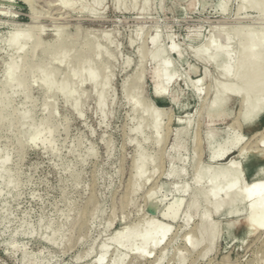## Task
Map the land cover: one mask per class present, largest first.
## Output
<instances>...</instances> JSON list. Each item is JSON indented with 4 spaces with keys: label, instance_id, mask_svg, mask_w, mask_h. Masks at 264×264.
<instances>
[{
    "label": "rangeland",
    "instance_id": "1",
    "mask_svg": "<svg viewBox=\"0 0 264 264\" xmlns=\"http://www.w3.org/2000/svg\"><path fill=\"white\" fill-rule=\"evenodd\" d=\"M33 9L0 0V96L12 95L13 115L11 125L0 118V264H97L102 248L101 264H264V232L245 240L243 225L234 226L250 200L208 216L212 245L189 246L213 205L207 192L219 168L235 159L236 189L264 182L256 157L264 154V106L244 121L240 89L208 118L213 89L227 82L212 57L195 58L207 45L226 46L234 76L250 45L264 56V0H33ZM35 37L42 46L19 70ZM58 40L71 51L51 64L45 44ZM153 55L174 74L164 86L173 105L151 93ZM97 56L91 86L87 66ZM263 88L252 95L264 98ZM192 201L195 212L187 211Z\"/></svg>",
    "mask_w": 264,
    "mask_h": 264
},
{
    "label": "bare ground",
    "instance_id": "2",
    "mask_svg": "<svg viewBox=\"0 0 264 264\" xmlns=\"http://www.w3.org/2000/svg\"><path fill=\"white\" fill-rule=\"evenodd\" d=\"M21 1H23L29 7L30 11L33 12L34 10L33 0H21ZM99 1L100 0H94L95 3ZM58 2L59 5L65 8H69L63 2L61 1ZM258 4L260 3L254 2L251 5V7L255 8ZM143 8H145V5L143 6ZM242 12H243V8H240L237 15L239 16L243 14ZM31 16L33 19L35 18V15L33 13H31ZM262 18L264 19V15ZM240 31L241 30L235 31L234 35H237ZM230 35H231L230 32L224 34V36H230ZM157 41H158L157 38H153L150 44L152 46H155L157 44ZM27 45L28 48H26L27 49L26 55L19 58L20 61L18 59L19 62L18 64H16L19 70H23L29 67V64L31 66L30 61L33 60V57L37 49L40 48V46H42V42L39 37H35L32 40L31 38H29L28 41L25 43L24 47H26ZM45 46L46 48L44 49V53L45 54L52 53L53 55V57H51V64H54L56 57L57 59L60 60V58L66 57L69 51H71L68 50V46L66 45V43L61 42L60 40L56 41L55 45L45 44ZM218 46L217 47L214 46L212 48L210 47V45H207L205 49L199 50L195 54V58L199 61H208L209 58L212 57L214 60L213 63L215 64L220 77L224 78L225 81L227 82L226 87L220 90H216L215 88L213 89L210 101L205 107L206 116L208 118L218 117L223 111V107L225 104V94L227 92L236 94L239 92L240 89H243L245 91L244 92L245 100L243 103V110H244L243 120L248 121L252 118H255L259 114V112L262 111L264 106L263 97L252 95L256 89L264 85V56L252 55V50L254 45L253 44L250 45L248 49L241 52L240 56H238V60L235 64L236 74H234L233 76L230 73L231 64L229 57L230 52L227 50L228 47L226 48V46L225 47H221V46L218 47ZM53 47L55 49L54 52H52ZM22 50L24 51L25 48H22ZM140 53L143 54L142 52ZM150 60L153 61L155 64V68L150 74V78L153 85L151 89V93L153 97L157 99H168L170 104L172 105L175 104L177 102L176 95L173 94L172 96L166 98L164 94V86L172 82L174 77L173 72L165 63L161 61L159 55L150 56ZM96 61L97 62L95 64H92L91 66L90 65L87 66L91 74L86 82L91 86H93L96 83L95 74L99 64L98 56L96 57ZM45 65L48 66L47 64ZM45 65H43V67H46ZM31 70L33 69L30 68V71ZM104 80H106V78ZM75 81L78 84H81L83 82V79L81 78V76H77L75 77ZM61 83L62 85H67L68 79L64 78L61 81ZM16 86L18 88H24V82L17 80ZM127 91H130L129 88H126V92ZM260 91L264 92V88ZM49 93H55V91H50ZM27 98L28 95L26 94L25 99ZM11 101H12V95L4 94L2 92L0 96V118L1 120L2 119L7 120L9 125L12 124V116H13L12 113L9 111ZM158 111L161 112L162 110H158ZM43 122L45 121L31 123L30 126L34 128L33 134L37 132L36 129L39 128V126L42 125ZM210 142L211 144L215 143L213 139ZM257 146L259 148L264 149V137L258 141ZM240 155L241 152L239 153L238 157H240ZM256 157L264 161V154H261L260 156H256ZM234 164H235V159H230L228 163L223 165V167L219 168L220 172H218L214 176H211L208 186L209 190L207 194L209 195L210 198L214 200L213 205L210 207L207 213L201 216L200 226L198 229V237H199L198 243L197 244L189 243L190 247L196 248L198 245L205 242L207 246L212 245L214 239V226L209 222L208 216L223 211L225 209L231 208L234 205H236L237 207H241L244 200H250V205L247 208L248 217L244 222L239 224L237 223L234 226L238 227L240 224L243 225L245 240L249 239L256 231L264 232V182L260 180H255L254 182H252V185L249 189H241V188L236 189L235 186L237 184V181L241 178V175L238 172V170L234 167ZM203 169L206 168H202L200 170L198 179H202L205 177V170ZM262 175H264V168ZM174 176H178V173L174 174ZM219 183H223V188H221V190L218 189ZM181 190L182 192H187V190L184 188ZM196 208L197 207L195 206V202L192 201L188 205L187 211L195 212ZM235 211H236L235 213L237 212L240 213L241 208H238ZM135 238L136 237L133 234L129 238L130 239L129 242L132 243L133 239ZM139 240L141 243H144L148 240V238L145 235H141L139 236ZM104 255H105V249L102 248L101 254L97 259V264H101Z\"/></svg>",
    "mask_w": 264,
    "mask_h": 264
}]
</instances>
